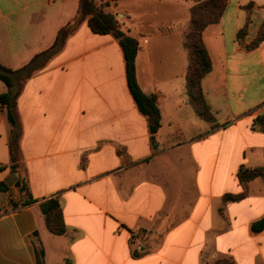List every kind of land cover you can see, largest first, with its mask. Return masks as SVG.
<instances>
[{
  "label": "crops",
  "instance_id": "1",
  "mask_svg": "<svg viewBox=\"0 0 264 264\" xmlns=\"http://www.w3.org/2000/svg\"><path fill=\"white\" fill-rule=\"evenodd\" d=\"M79 4L0 0V62L19 69L51 47ZM196 4L99 0L139 41L138 82L162 114L156 146L119 41L87 20L18 98L27 205L0 109V264H264V231H252L264 217V177L239 179L264 168V38L253 46L264 0H226L203 31L212 70L202 89L216 123L187 89L184 38ZM50 199L60 202L64 234L47 226Z\"/></svg>",
  "mask_w": 264,
  "mask_h": 264
},
{
  "label": "trees",
  "instance_id": "2",
  "mask_svg": "<svg viewBox=\"0 0 264 264\" xmlns=\"http://www.w3.org/2000/svg\"><path fill=\"white\" fill-rule=\"evenodd\" d=\"M196 1L197 4L192 8L191 25L184 38V45L189 53L187 89L190 101L198 114L208 121L216 123L215 116L204 97L202 89V79L212 70V61L203 41V31L209 24L219 21L226 6V0ZM85 20L88 21L93 32L111 34L119 41L124 53L129 90L140 111L148 118L153 145L156 146L158 142V132L162 126V114L157 96L145 93L138 82L136 57L139 41L122 29L116 14L101 7L99 0H80L76 16L59 30L51 47L35 55L19 69L9 68L0 62V80L7 87V90L0 94V109L5 114L10 126L8 144L11 168L19 174L17 183L24 197V205L32 203L33 200L27 179L22 175L24 160L20 144L22 123L18 113V98L27 80L47 66L50 60L63 49L69 35ZM263 38L264 32L253 46H256ZM257 124L264 130L263 118H259ZM258 176L264 177V168L244 170L239 173V179L244 184ZM232 198L234 197L229 195L225 197L226 200ZM42 208L50 231L55 234H64L66 227L60 202L57 199H50L42 205ZM252 231L255 233L264 231V217L253 222ZM219 264L234 263L225 260L219 262Z\"/></svg>",
  "mask_w": 264,
  "mask_h": 264
}]
</instances>
